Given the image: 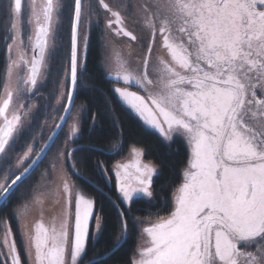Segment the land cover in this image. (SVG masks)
Returning a JSON list of instances; mask_svg holds the SVG:
<instances>
[{"label":"snow or ice","instance_id":"snow-or-ice-1","mask_svg":"<svg viewBox=\"0 0 264 264\" xmlns=\"http://www.w3.org/2000/svg\"><path fill=\"white\" fill-rule=\"evenodd\" d=\"M65 13L66 41L60 22ZM3 15L11 41L6 48L12 52L15 46L16 55L9 59L0 104V210L13 209L29 264H108L133 229L146 223L132 216L137 206L156 207L163 190L154 187L163 171L143 161L140 147L131 146L130 162L111 169L97 160L105 180L110 171L115 176L119 193L112 238L98 251L106 217L64 169L67 161L79 176L77 163H86L73 162V156L96 148H57L56 161L41 174L46 183L38 186L29 180L56 145L62 125L44 147L37 145L38 153L28 147L14 157L32 112L24 101L47 78L57 54V90L67 104L57 111L66 113L64 124L71 120L68 141L78 142L81 113L75 101L88 79L89 41L97 26L106 50L118 38L140 43L147 33L140 68L124 65L110 81L124 86L110 91L165 148L183 141L188 153L181 182L169 185L168 215L147 221L142 233L148 246L137 247L128 264H264V0H7ZM141 18L138 36L134 29ZM25 24L30 58L24 54ZM157 37L162 52L153 61ZM113 141L122 152L121 135L101 141V147ZM52 192L60 197V210L48 220L41 215L32 225L24 223L25 210L42 206ZM0 245L6 249L0 250V264H22L10 228Z\"/></svg>","mask_w":264,"mask_h":264},{"label":"trees","instance_id":"trees-1","mask_svg":"<svg viewBox=\"0 0 264 264\" xmlns=\"http://www.w3.org/2000/svg\"><path fill=\"white\" fill-rule=\"evenodd\" d=\"M69 3L70 0H63ZM7 0H0V93L3 83V75L6 70L7 48L10 39L3 27L6 23L3 10ZM63 24L61 34L67 37V14L60 18ZM102 32L101 27H93L89 41L88 50V79L85 80L84 86L79 89L80 95L76 98V107L83 106L84 110L81 117V134L78 142L75 141L73 149H91L96 148L95 152L82 151L78 158L73 156V162L79 159L80 162L86 163L85 167H81L77 163L75 172L80 175L73 174V171L66 161L67 169L76 185H78L87 195L96 198L99 206L102 208L106 217V228L104 237L101 239L97 250H101L108 243L114 232V226L117 224V213L113 206V202L119 203L117 200V190L113 181L112 172L108 173V179L100 174L97 167V160L103 161L109 169L113 164L123 160L129 153V148L133 145L143 149L145 159L156 164L163 171V175L158 180H154V187L163 189L156 197V207L137 206V210L132 216L138 219L157 218L168 214L166 204L170 200L169 185H178L182 180V169L186 165L188 158L187 148L183 141H178L172 148H165L161 143V137L157 134L145 131L142 122L135 116L123 103L117 99L116 95L110 91L116 83L108 77L101 66L102 60ZM59 66V54L53 58L48 65L50 72L44 81V84L38 88L33 101L37 103L35 113L28 122V128L21 138L18 151L14 153V157L21 156L23 153L19 149L26 150L28 147L33 148V155L39 152L40 147H44L48 138L54 132V123L59 117L60 112H55L54 106L59 96L57 90V68ZM107 98V99H106ZM113 112L117 117L113 121ZM91 117H95L92 120ZM66 130L61 132L60 138L56 141V145L48 152L43 163L35 170L29 180L30 184L37 186L42 173L49 172L52 164L56 161L57 148L62 149L67 136ZM122 136L124 150L120 152L119 147L113 141L105 142L101 147V141H108L109 138ZM119 152V155L115 153ZM81 176L86 177L82 180ZM23 191H26L24 189ZM23 191L19 198H22ZM15 207V205H13ZM12 208L0 210V230L2 222L7 221L11 227L16 247L20 253L22 264H27L23 242L20 236L17 220L11 215ZM129 225L132 226V220L129 219ZM140 235L139 224L133 229V234L128 242L124 244L115 255L112 256L108 264H128L129 260L134 257ZM110 247L111 245L108 244Z\"/></svg>","mask_w":264,"mask_h":264},{"label":"rangeland","instance_id":"rangeland-1","mask_svg":"<svg viewBox=\"0 0 264 264\" xmlns=\"http://www.w3.org/2000/svg\"><path fill=\"white\" fill-rule=\"evenodd\" d=\"M37 2H40V0H37ZM54 2H55V0H54ZM143 26H144V22H143V19L141 18L139 25L134 29V34H137L138 36L141 35V29H143ZM100 27H102V26H100ZM28 35H29L28 27L25 24L23 29H22V38L24 39L25 45H26V47L24 49V54H25L26 58H30V56L32 54L30 47L27 46L29 43L28 39H27ZM144 35H145V39H144V41H142L140 43H137L136 41H129L128 38H118L119 42L115 43L113 47H111L110 49H107V50L104 46V41L102 40L101 66L104 69V71L108 77H110L111 79H113L115 81L117 74L118 73L122 74L123 66L126 64L130 65L133 69L140 68L139 58L142 57V55L146 52V44H147V33L145 32ZM159 43H160L159 37H157V42L153 46V53H152V60L153 61L155 60V57L158 54H161V52H162V50L159 47ZM15 55H16L15 46H14L12 52H9L7 50L6 70H5V73L3 75V83H2L1 93H0V104L3 103V99L5 96V93L3 90V85L7 82V79H8L7 69H8L9 59H10V57L15 56ZM149 70L150 71L152 70V62H150ZM18 71H19V69H14V75ZM44 81H45V79H43L41 82H38V88H40L44 84ZM123 86L124 85L122 84V82L116 83L114 85V88L115 87H123ZM37 90L38 89L33 90V92L30 93L29 96L24 101V103L27 107L32 108V112L29 113L30 118L35 113L36 108H37V103L35 101H33V97L35 96ZM129 90L130 91H137V88L136 87H130ZM140 94L143 95V93H140ZM57 100H60V103H57V101H56V104L54 106V110H55V112H60V115L62 117L64 112L63 111H57V110L62 109L63 107H66L67 104H66L65 100L60 97V94H59ZM14 102H15V97H14ZM123 105L127 107V105H125L124 103H123ZM75 110L80 111L81 117H82L84 107L79 106V107H76ZM132 113L136 116V114L134 112H132ZM61 117H59L57 119V121H55V123H54L55 126L59 124ZM0 123H2V121H0ZM70 124H71V120H69L67 122L63 131L66 130V133H67L68 127ZM55 128L56 127H54L53 130H55ZM80 134H81V125H80V130L77 133V137H79ZM75 141L76 140L73 139L71 142H69L68 137H67L65 143L62 146V150L66 149V148L73 149V144ZM32 155H33V153H32ZM147 162H149V161H147ZM66 168H67V165L65 162L64 169L68 170ZM68 174L71 176L70 173H68ZM154 180H155V178H154ZM72 181H73V179H72ZM45 183H46V180L42 176H40V179H39L37 186L43 185ZM59 200H60V197L56 193H54V192L49 193L48 198L44 201L42 206L30 207V208L25 210L23 222L28 224V225H32L41 215H43L46 220L50 219V217L52 215H54L55 213H57L60 210L61 205L59 203ZM155 219H157V218H145L143 220H145L146 223L142 224V226H140V224H139V228H140L142 237H141V241H138L137 247H147L148 246L149 239H148L146 234L142 233V229L144 227L150 226V224L147 223V221H154ZM8 228L11 229L9 223L7 221H5V222L3 221L2 225H1V230H0V240L3 239V234ZM19 232H20V236H21V239L23 242V247H24V239H23L22 231L20 228H19ZM11 238L14 239L12 230H11ZM139 239H140V235H139ZM139 243H140V246H139ZM0 250L6 251V249H3L2 245H0ZM24 251H25V249H24ZM135 254H136V252H135ZM25 256H26L27 264H29V260H28L26 253H25Z\"/></svg>","mask_w":264,"mask_h":264},{"label":"crops","instance_id":"crops-1","mask_svg":"<svg viewBox=\"0 0 264 264\" xmlns=\"http://www.w3.org/2000/svg\"><path fill=\"white\" fill-rule=\"evenodd\" d=\"M142 159H143L144 162H147V160L145 159V156H143ZM130 160H131V156H130V153H129L123 160H121L119 162L128 163V162H130ZM112 176H113V181H114V184H115V187H116V190H117L116 178H115V176L113 174H112ZM117 193H118V190H117ZM118 195H119V193H118ZM140 226H142V224H140ZM141 237H142V234H141V231H140V239H139V241H141ZM139 246H140V243H139Z\"/></svg>","mask_w":264,"mask_h":264},{"label":"water","instance_id":"water-1","mask_svg":"<svg viewBox=\"0 0 264 264\" xmlns=\"http://www.w3.org/2000/svg\"><path fill=\"white\" fill-rule=\"evenodd\" d=\"M67 107V106H66ZM63 116H66V113L64 112V114H63ZM58 125H62V129H64L65 128V126H66V124H64L61 120H60V122H59V124ZM57 131V128H55V130H54V132L52 133V135L50 136V137H52V136H54V134H55V132ZM49 142V139H48V141L46 142V144ZM45 144V145H46ZM44 145V146H45ZM38 168V167H37ZM36 168V169H37Z\"/></svg>","mask_w":264,"mask_h":264}]
</instances>
